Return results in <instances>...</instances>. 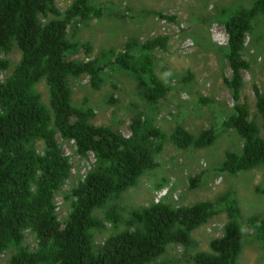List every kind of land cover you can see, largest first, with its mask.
I'll return each instance as SVG.
<instances>
[{"label":"trees","instance_id":"trees-1","mask_svg":"<svg viewBox=\"0 0 264 264\" xmlns=\"http://www.w3.org/2000/svg\"><path fill=\"white\" fill-rule=\"evenodd\" d=\"M102 15L91 0H73L65 14L56 0H0V54H21L0 82V260L14 251L8 264H176L164 257L171 245H178L187 253L195 251L190 255L193 264H239L245 231L233 193L191 206L153 203L132 210L127 219L115 205L103 218L96 215L159 167L157 157L169 138L155 116L144 112L132 116L130 135L125 136L112 127L95 126V111L73 104L72 80L87 77L99 91L114 68L138 82L143 101L152 107L170 92L155 66V51L167 49L168 37L142 45L132 39L122 51L109 49L94 58L90 43L69 39L71 23ZM259 15H264V0H255L250 8L224 9L218 16L228 36L223 56L231 76L224 82L235 102L222 129L234 130L243 141L240 153L226 152L218 167L232 176L264 166V92L254 87V113L247 102H240L243 72L250 69L244 57L246 37ZM80 50L87 58L71 59ZM10 67L8 59H0L1 70ZM41 82L49 87V105L38 90ZM57 136L72 141L79 155L94 156L92 168L66 196L71 209L64 222L55 196L70 178L72 164ZM217 138L214 128L194 135L176 126L171 135L180 149H205ZM221 211L228 217L223 236L211 241L209 251H196L192 234ZM108 224L117 232L98 245L96 234ZM246 224L264 244V215H252ZM27 232L36 239L35 249L25 245Z\"/></svg>","mask_w":264,"mask_h":264},{"label":"rangeland","instance_id":"rangeland-1","mask_svg":"<svg viewBox=\"0 0 264 264\" xmlns=\"http://www.w3.org/2000/svg\"><path fill=\"white\" fill-rule=\"evenodd\" d=\"M255 0H91L102 10L101 18L86 22L71 23L68 37L78 43H90L93 52L90 58L101 52L115 49L120 52L127 41L136 39L140 45L159 36L169 38L166 50L155 51L156 72L169 86L167 97L152 107L143 101L142 88L127 72L110 69L99 91L91 87L87 77L72 80L73 104L76 107H91L95 111V126H109L129 136V124L137 112L155 116V123L167 135L165 147L157 157L159 167L146 173L138 185L121 197L111 201L104 209L96 211L100 218L115 205L127 219L132 210L153 203H166L173 207L191 206L202 201H215L226 193H233L241 209V224H244L243 249L239 264H264V244L257 242L253 230L246 224L252 215H264V166L237 175L218 171L225 160L226 152L240 153L243 141L234 130H223L222 121L235 106L232 92L225 85L231 76L224 48L228 36L219 18L224 9L250 8ZM73 0H56L57 7L65 14ZM165 17V18H164ZM168 17H173L170 20ZM71 59H86L83 50ZM20 51L10 55L11 67L0 69V82L12 72L20 59ZM244 57L250 69L243 72L244 87L241 103L247 102L250 112H255V91L264 92V15L253 22L247 34ZM43 102L49 105V87L45 82L38 85ZM176 126L198 135L214 128L217 140L205 149H180L171 135ZM58 143L72 164L71 176L63 190L56 193L55 200L61 222L71 209L66 196L84 179L94 163L93 154L83 157L76 151L72 141L57 136ZM43 147L41 146V149ZM196 184L193 186V180ZM227 214L221 211L207 225L197 229L193 238L198 242L196 251H209L212 240L223 236ZM124 226L120 227L123 230ZM117 232L110 224L96 234V243L102 244ZM25 245L36 247V239L26 233ZM183 247L171 245L164 257L176 264H193ZM14 251L6 253L0 264H8Z\"/></svg>","mask_w":264,"mask_h":264}]
</instances>
